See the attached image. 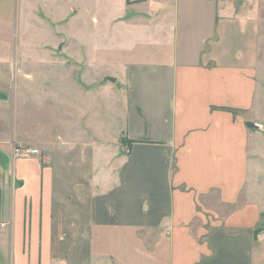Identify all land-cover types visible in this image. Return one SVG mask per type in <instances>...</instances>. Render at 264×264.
Masks as SVG:
<instances>
[{
	"label": "crops",
	"instance_id": "obj_1",
	"mask_svg": "<svg viewBox=\"0 0 264 264\" xmlns=\"http://www.w3.org/2000/svg\"><path fill=\"white\" fill-rule=\"evenodd\" d=\"M242 1L0 0L33 23L34 119L0 72V264H264L243 193L261 13Z\"/></svg>",
	"mask_w": 264,
	"mask_h": 264
},
{
	"label": "rangeland",
	"instance_id": "obj_2",
	"mask_svg": "<svg viewBox=\"0 0 264 264\" xmlns=\"http://www.w3.org/2000/svg\"><path fill=\"white\" fill-rule=\"evenodd\" d=\"M242 3L247 6H255L261 13V21L259 26V63L257 64L255 74L260 97L259 104L255 108L256 112L249 114L250 117L254 118L253 121L258 125V127L253 129V131L257 133L251 135L248 140L249 151H259L260 155L254 157L253 159L254 162H256L254 168L252 166L249 167L247 185L243 193L245 198H254L260 200L264 205V0H243ZM32 24L33 23L25 19V17L20 14L16 2L13 3L11 8H7L6 4L2 7L0 6V72L5 73L7 75L6 78H9L1 79V83L2 87L5 89L16 88L18 90L17 93L9 95L10 101H8L9 105L7 109L11 110L13 102L15 103L16 101L19 106L17 120L23 125H29V122L34 120L32 118L29 121V103L27 100L28 95L26 91L28 88V80H26L23 75V73H27L29 71L27 53V49L29 47V42L27 39L29 36L27 33L29 34L33 32L32 28L29 29ZM48 35L49 34L46 32H42L38 38L45 39L48 37ZM1 58H3V60H1ZM36 63H41V66H43L44 60L40 59V62ZM30 70L33 71L32 66L30 67ZM5 97L6 96H3L4 99ZM255 116L257 117L256 120ZM8 119H13L11 114H9ZM101 122L110 128V130L115 131L117 128L115 118L113 123H111L109 120H102ZM121 123L122 121L118 120V124ZM13 150L12 156L16 157L13 155ZM261 188H263V191ZM258 224H260L259 229L264 228V216L261 218V222ZM258 235L259 231L257 233V236ZM139 238L140 237L137 234V238L132 239L130 246L133 250L150 247L143 243L140 244ZM259 241L262 242L260 237ZM131 248L129 247L130 250ZM160 256L163 257V254L161 253Z\"/></svg>",
	"mask_w": 264,
	"mask_h": 264
},
{
	"label": "built area",
	"instance_id": "obj_3",
	"mask_svg": "<svg viewBox=\"0 0 264 264\" xmlns=\"http://www.w3.org/2000/svg\"><path fill=\"white\" fill-rule=\"evenodd\" d=\"M39 154V150L37 148H33L30 146H16L14 147L13 150V155L16 157H22V158H27L31 156H35ZM261 240L264 241V228H261L259 231V235Z\"/></svg>",
	"mask_w": 264,
	"mask_h": 264
},
{
	"label": "water",
	"instance_id": "obj_4",
	"mask_svg": "<svg viewBox=\"0 0 264 264\" xmlns=\"http://www.w3.org/2000/svg\"><path fill=\"white\" fill-rule=\"evenodd\" d=\"M108 80L115 82V79L111 78V77H109ZM246 125L250 128H257L258 127V125L252 121H247Z\"/></svg>",
	"mask_w": 264,
	"mask_h": 264
},
{
	"label": "trees",
	"instance_id": "obj_5",
	"mask_svg": "<svg viewBox=\"0 0 264 264\" xmlns=\"http://www.w3.org/2000/svg\"><path fill=\"white\" fill-rule=\"evenodd\" d=\"M123 141V140H122ZM258 231H260V229L258 228V229H256L254 232L257 234L258 233Z\"/></svg>",
	"mask_w": 264,
	"mask_h": 264
}]
</instances>
